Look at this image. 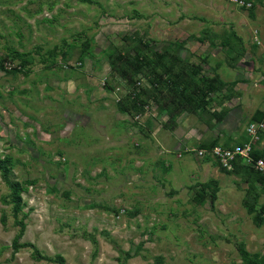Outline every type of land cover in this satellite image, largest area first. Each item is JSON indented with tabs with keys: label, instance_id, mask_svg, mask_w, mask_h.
Returning <instances> with one entry per match:
<instances>
[{
	"label": "rangeland",
	"instance_id": "374dc122",
	"mask_svg": "<svg viewBox=\"0 0 264 264\" xmlns=\"http://www.w3.org/2000/svg\"><path fill=\"white\" fill-rule=\"evenodd\" d=\"M92 1L0 0V57L12 50L30 61L28 74L0 70V157H12L14 180L31 182L21 243L62 255L65 264H120L128 254L126 264H241L240 242L264 254V225L244 208L239 178L184 154L181 137L172 142L184 130L203 142L209 132L219 145L233 142L223 129L245 134L264 109V0ZM218 35L243 40L247 53L237 68L227 64ZM140 40L155 52L171 48L207 76L221 64L225 81H239L232 99L210 107L230 110L225 121L211 128V113L203 120L183 115L173 133L156 106L145 116L121 113L116 102L129 85L109 55ZM18 62L4 63L10 69ZM183 118L191 124L184 127ZM211 180L220 187L216 201L198 205L199 184ZM8 194L0 173V264H55L35 259L29 247L12 255L19 228L3 203Z\"/></svg>",
	"mask_w": 264,
	"mask_h": 264
},
{
	"label": "trees",
	"instance_id": "16d2710c",
	"mask_svg": "<svg viewBox=\"0 0 264 264\" xmlns=\"http://www.w3.org/2000/svg\"><path fill=\"white\" fill-rule=\"evenodd\" d=\"M80 1L93 3L92 0ZM243 7L245 8L246 5H243ZM207 35L210 39L209 32H207ZM215 38L219 41V45L226 54L225 60L227 64L232 68H237L247 53L243 40L241 38H237V40L230 36L225 37L224 35H218ZM210 42L215 43L214 39H210ZM82 45V54L85 55L89 51L90 42L86 40ZM142 48L147 50L148 53H144ZM255 49L256 47H254ZM65 55H67L66 52L63 53L64 57ZM10 57L19 60V62L17 66L8 69L4 62H7ZM109 58L113 70L129 85V90L124 95V98L116 102L118 110L123 114L132 117L137 115L145 116L148 111L146 109L147 106H156L159 113L167 116L166 122L163 123V128L170 131H174L179 126L178 120L185 114L195 115L199 120H203V113H211L212 119L206 121L211 128L215 127L213 123H222L229 114L230 110L226 108L220 111H210L212 104L220 102L222 99H232L234 88L239 83V81L227 82L220 76L218 69L221 64L216 65L212 76H207L204 74V70L200 64L183 59L171 48L166 49L164 52L152 51L149 48V44H145L142 40L123 51L116 49L115 52L109 55ZM82 60L83 57L81 58ZM29 63L30 61L25 54L11 50L9 55L0 57V70L13 75L17 74L20 70L28 74L29 70H27V66ZM143 80H145L144 86L141 83ZM108 88L112 90L110 86ZM218 93L226 94H224L223 98L216 99L213 95ZM263 121L264 109H259L255 112L250 123ZM135 125L138 124L136 123ZM145 126H152L150 120H147ZM248 141L249 138L245 134L241 139L233 142L230 141L224 145H219V140L215 139L211 143L203 144L200 149L210 150L220 146L224 150H234L238 146L242 147ZM252 148L251 156L255 162L259 159H264V132L260 133V140ZM188 153H193V149L184 150V154ZM203 160L207 162L214 161V165L221 172L228 176L239 178L237 182L238 187L246 192L243 206L248 215L251 216L254 224L257 227L263 226L264 204L260 200L261 196L264 195V174L256 170L251 164H246L240 156L232 162L233 168L231 170L223 167L219 161H215L209 156H206ZM12 167V157L5 156L3 159L0 157V173L3 181L9 188V194L3 198V203L11 206L13 216L15 217V224L19 228L13 239L12 255L15 256L21 249L29 247L34 251L35 259L47 260L55 264H65L66 260L62 255L48 257L42 255V252L34 245L21 243L27 229L24 220L27 215H24L20 219V215L26 206L23 194L28 191L31 182L23 183L14 180L11 177ZM245 183L248 184L247 189L243 187ZM199 186L201 188L196 192L194 197L195 202L201 205L209 197L214 203L220 189L218 182L211 180L207 183L199 184ZM137 213H139V210L129 214L135 216ZM3 221L5 222V219ZM94 242L96 243V241ZM238 250L241 264H264V254L248 251L245 242L238 244ZM129 258H131L130 254L127 255L126 260ZM126 260L120 264H126ZM156 260L163 259L162 257H157Z\"/></svg>",
	"mask_w": 264,
	"mask_h": 264
},
{
	"label": "built area",
	"instance_id": "2783aa9c",
	"mask_svg": "<svg viewBox=\"0 0 264 264\" xmlns=\"http://www.w3.org/2000/svg\"><path fill=\"white\" fill-rule=\"evenodd\" d=\"M264 132V121L250 123L246 129L247 137L249 141L242 147L238 146L234 150H224L220 146L214 147L213 149H198L193 150L197 157L205 158L206 156L211 157L215 161H219L221 165L229 170L233 168L232 162H234L238 156H240L246 164H251L256 170L264 174V159L254 161L251 152L253 145H256L260 140V133ZM181 156V155H179Z\"/></svg>",
	"mask_w": 264,
	"mask_h": 264
},
{
	"label": "crops",
	"instance_id": "0c3cea01",
	"mask_svg": "<svg viewBox=\"0 0 264 264\" xmlns=\"http://www.w3.org/2000/svg\"><path fill=\"white\" fill-rule=\"evenodd\" d=\"M186 115V114H185ZM186 116H188V115H186ZM185 116V117H186ZM182 118V117H181ZM180 118V119H181ZM187 118V117H186ZM185 118V120H184V118H183V122H182V124H183V126L184 127H187L189 124L188 123H190L191 124V122L189 121V120H187ZM198 118V117H197ZM180 119L178 120V123H179V126L174 130V131H172L173 133L174 132H176L177 130H179L178 128L180 127ZM226 119V118H225ZM225 119H224V121H225ZM238 120H240V119H238ZM192 121V120H191ZM223 121V122H224ZM188 122V123H187ZM147 128H149V130H150V127H147ZM189 131H195L194 129H190ZM186 131L184 130L183 132H182V136L180 135V136H175L174 134L172 135V142H173V144H174V142H176V140H178L180 137H181V140L178 142V145H179V150L180 151H182L183 153H184V150H185V148H188V149H190V150H192V149H197V148H200L203 144H207L208 142L209 143H211L213 140H215V139H218L217 138V133L216 132H209L207 135H206V137H205V142H203L202 140L203 139H199L198 138V135H200L199 133H197V134H195V135H193L192 136V134L191 133H185ZM241 133H239V132H235V131H231V132H227L226 130H224L223 129V131H222V134H221V136L222 137H224V136H226V135H228V137L230 136L231 138H233L234 139V141H237V140H239V139H241L243 136H245V134H246V131H245V134H241ZM197 138H196V137ZM212 138V139H211ZM211 139V140H210ZM169 144L171 145L172 143L171 142H169ZM219 144H221V140L219 139ZM167 146V145H166ZM190 146H192V147H190ZM195 146H197V147H195ZM168 147V146H167ZM184 148V149H183ZM177 149V150H178ZM168 150H171V149H168ZM178 150V151H179ZM179 155H181L182 156V153H179ZM179 155H178V157H179Z\"/></svg>",
	"mask_w": 264,
	"mask_h": 264
},
{
	"label": "water",
	"instance_id": "95a60500",
	"mask_svg": "<svg viewBox=\"0 0 264 264\" xmlns=\"http://www.w3.org/2000/svg\"><path fill=\"white\" fill-rule=\"evenodd\" d=\"M247 185H248V184L245 183V184H244V187H247Z\"/></svg>",
	"mask_w": 264,
	"mask_h": 264
},
{
	"label": "clouds",
	"instance_id": "9594fccd",
	"mask_svg": "<svg viewBox=\"0 0 264 264\" xmlns=\"http://www.w3.org/2000/svg\"><path fill=\"white\" fill-rule=\"evenodd\" d=\"M198 149H200V148H198ZM198 149H194V150H198Z\"/></svg>",
	"mask_w": 264,
	"mask_h": 264
}]
</instances>
